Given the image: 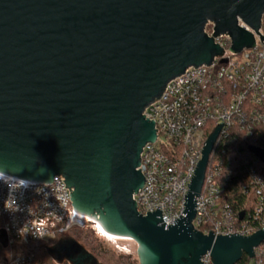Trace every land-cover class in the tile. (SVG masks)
Returning a JSON list of instances; mask_svg holds the SVG:
<instances>
[{
	"label": "water",
	"instance_id": "obj_1",
	"mask_svg": "<svg viewBox=\"0 0 264 264\" xmlns=\"http://www.w3.org/2000/svg\"><path fill=\"white\" fill-rule=\"evenodd\" d=\"M263 14L264 0H0V172L62 176L74 206L135 241L141 264H202L207 253L213 264L253 258L264 231L214 236L192 225L223 123L204 145L177 224L167 226L160 207L140 215L133 197L145 182L141 153L156 139L145 109L170 81L222 54L215 37L229 35L234 53L253 48L254 33L264 41ZM0 244L8 247L2 230ZM50 253L98 264L74 238Z\"/></svg>",
	"mask_w": 264,
	"mask_h": 264
},
{
	"label": "built area",
	"instance_id": "obj_2",
	"mask_svg": "<svg viewBox=\"0 0 264 264\" xmlns=\"http://www.w3.org/2000/svg\"><path fill=\"white\" fill-rule=\"evenodd\" d=\"M214 28L215 24L208 22L205 34L213 38ZM259 33L264 37V14ZM254 35L255 46L240 53L230 50L229 35L215 37L222 54L211 65L191 67L170 81L162 96L145 109V118L155 122L156 139L141 153L138 170L145 182L133 197L140 215L147 216L160 207L167 226L185 216L193 170L205 143L223 123L201 194L195 199L197 212L192 225L203 235L213 230L214 236L249 237L264 231V222L259 220L264 212V176L258 172L259 160L248 162L246 168L258 188L257 226L237 222L232 207L223 201L220 184L223 157L236 150L242 135L252 145L257 141V130L264 129V41ZM90 216L74 206L72 190L62 176L46 182L0 172V230L8 239L1 264H33L32 255L14 256L13 246L49 243L76 227H89L103 237L99 223ZM8 251L11 255L4 256ZM213 263L210 253L202 257V264ZM249 264H264V242L254 249Z\"/></svg>",
	"mask_w": 264,
	"mask_h": 264
},
{
	"label": "trees",
	"instance_id": "obj_3",
	"mask_svg": "<svg viewBox=\"0 0 264 264\" xmlns=\"http://www.w3.org/2000/svg\"><path fill=\"white\" fill-rule=\"evenodd\" d=\"M255 136L257 138L256 143L249 145L248 139L242 135L236 150L223 157L224 168L220 176V184L223 201L232 207L237 222L242 224L248 221L251 223L253 222L254 225L257 226L259 221H255L254 212L259 204V197L257 195L258 188L252 184V179L248 175L246 168L248 162L251 163L258 159L260 162L259 165H257L258 172L262 173V176H264V156L258 157L251 151L252 149H256L264 152V129H258ZM242 213H244V217L243 220H240V215ZM259 220L264 222V212L259 217ZM84 234L85 232L77 233L81 242L91 247L92 250L107 254L104 252V249H101L100 244H97V242ZM12 251L14 256L32 255L33 264H55L51 260L49 252L41 244L30 246L15 245ZM3 252V246L0 244V264L2 263L1 258ZM122 259V257L115 258V256L112 255L107 258V261L109 264H123ZM249 262L250 258L244 255L237 264H249Z\"/></svg>",
	"mask_w": 264,
	"mask_h": 264
},
{
	"label": "rangeland",
	"instance_id": "obj_4",
	"mask_svg": "<svg viewBox=\"0 0 264 264\" xmlns=\"http://www.w3.org/2000/svg\"><path fill=\"white\" fill-rule=\"evenodd\" d=\"M78 232H85L84 235L90 237L92 240L97 242V244H100L101 249H104V252H106L107 254H103L102 252L99 253L96 250H92L91 247L86 246L79 240L77 236ZM72 238H74V247H84V249L87 251L88 258L96 261L98 264H109L107 258L112 255H114L115 258L122 257L123 264H141V260L138 254V248L133 242L116 241L113 239L109 240L108 238L105 239V237H100L89 227L73 228L71 231L57 238L56 240L41 245H43V247L49 252L50 258L55 264H75L74 259L52 256V254L50 253L56 252L58 241ZM5 253L6 254H4V256L11 255L9 251Z\"/></svg>",
	"mask_w": 264,
	"mask_h": 264
},
{
	"label": "bare ground",
	"instance_id": "obj_5",
	"mask_svg": "<svg viewBox=\"0 0 264 264\" xmlns=\"http://www.w3.org/2000/svg\"><path fill=\"white\" fill-rule=\"evenodd\" d=\"M90 217H91V219H93L97 223H99L101 230L103 232V237L111 239V240L115 239L117 241H130V242H133L137 246V243L135 241L131 240L130 238L118 236L115 232L104 229L103 220L98 214H92V216H90ZM137 248H138V246H137ZM138 254H139V250H138ZM139 257H140V254H139ZM140 260H141V258H140Z\"/></svg>",
	"mask_w": 264,
	"mask_h": 264
},
{
	"label": "flooded vegetation",
	"instance_id": "obj_6",
	"mask_svg": "<svg viewBox=\"0 0 264 264\" xmlns=\"http://www.w3.org/2000/svg\"><path fill=\"white\" fill-rule=\"evenodd\" d=\"M77 264H84V263H81V262L79 263V262H77Z\"/></svg>",
	"mask_w": 264,
	"mask_h": 264
}]
</instances>
